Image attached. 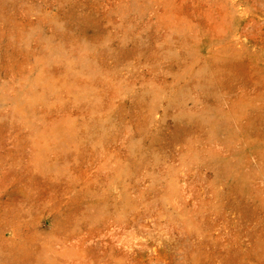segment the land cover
<instances>
[{"label": "rangeland", "instance_id": "rangeland-1", "mask_svg": "<svg viewBox=\"0 0 264 264\" xmlns=\"http://www.w3.org/2000/svg\"><path fill=\"white\" fill-rule=\"evenodd\" d=\"M0 264H264V0H0Z\"/></svg>", "mask_w": 264, "mask_h": 264}]
</instances>
